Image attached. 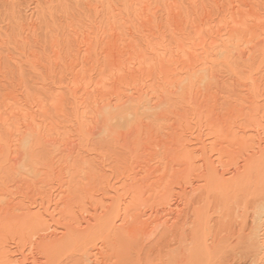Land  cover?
Segmentation results:
<instances>
[{"label": "bare ground", "instance_id": "1", "mask_svg": "<svg viewBox=\"0 0 264 264\" xmlns=\"http://www.w3.org/2000/svg\"><path fill=\"white\" fill-rule=\"evenodd\" d=\"M100 1L0 93V264H264V0Z\"/></svg>", "mask_w": 264, "mask_h": 264}, {"label": "rangeland", "instance_id": "2", "mask_svg": "<svg viewBox=\"0 0 264 264\" xmlns=\"http://www.w3.org/2000/svg\"><path fill=\"white\" fill-rule=\"evenodd\" d=\"M49 1H51V0H48V1H45V0H0V37H1L0 43L3 41L2 42L3 46H1L2 44L0 45V47H1L0 48V53H1L0 57L2 58L1 63L4 64V66L1 64L0 93H3V91H5L4 90L5 87H6V89L8 87L10 89H12V88L16 87V85H18L17 83L20 84L23 82L24 83L23 86H26V90H28V92L26 91L27 93H29L31 95H36V94L41 95L44 93L43 96L47 95L48 94L47 88L55 87L52 84V79L50 76L51 73L48 72L47 69H44V71H43V69H41V71L38 70L39 72L34 71L30 66H28V64H26L25 57H23V58L20 57V58H22V60L20 58H18L19 57L18 52L23 48L24 49L26 48L25 50H28V52H32L33 51L32 49H34V52H36V53L38 52L40 54V57H43L42 61H44L45 59L47 60V57H49L51 54L50 53L51 52L50 47L52 46V44L55 41L58 40V45H59V47H62L61 48L62 52L64 51L63 57H65L64 55H66V51H67L66 47H68L69 43L71 42V39L68 38L69 37V35H68V31H69L68 24L71 23L77 28L83 27V24H87V23L89 24V21L94 22V20H96V21L98 20V22H100L101 20L104 19L105 15L107 13L105 11L109 12V10L106 9L107 7H103L100 9L103 12L100 11L97 15V14H93V10L91 8H88L89 2H91V1L92 2H94V1L99 2L100 0H87V1L86 0H62V1L61 0H57V1L52 0L51 3ZM102 1L106 2V0H101L100 2H102ZM112 1L115 4H117L118 2L121 3L120 2L121 0H116V1L112 0ZM183 1L179 0L178 2H180V3L182 2L181 4L184 5L183 8H185L188 3H187V0L186 1L183 0ZM200 1L202 2L203 0H200ZM208 1L209 0H204V2H207L204 4L205 5L207 4L206 6L210 7L211 2H208ZM185 2H186V4H185ZM119 3L117 5H119ZM208 3H210V5ZM121 5H122V3L119 5V8L122 9L124 6H121ZM51 9H52V11H51ZM188 9H189V7L187 6L186 9H183V12H185V10L187 11ZM41 10H42V12H40ZM48 10H50V11H48ZM122 10L126 11V9H122ZM45 11L49 12V13H46ZM188 11H191V10L189 9ZM160 14H159V16L161 18L160 20L162 21L163 13L161 15ZM29 15H30V18L32 16L33 17L38 16L35 20L36 22L40 23V24L37 23V26H36L38 31L36 30V32H34L33 34H29V36H27V37L24 35L22 37V39L24 37H26L27 39H25V40H27V41L25 42V44L23 41H22L23 44L20 41L22 44V45H20L17 42L19 41V38L21 40V36H22V34H24L21 24L26 23V20L29 18L28 17ZM24 16H26V17H24ZM101 18H103V19H101ZM22 21H24V22H22ZM163 22H164L163 24L166 23V21H164V19H163ZM20 31H22V32L20 33ZM66 33H67V35H66ZM31 35H32V37H30ZM33 35H35V36H33ZM4 40H9V41L5 42ZM9 42H10V44H9ZM17 44H18V46H17ZM21 46H22V48H21ZM15 50H17V51H15ZM12 53H13V56H15L16 58L23 61L22 65L20 64L21 61L20 62H14L12 60L11 61L9 60V56L12 55ZM44 57H45V59H44ZM102 63H104V62H102ZM18 65L20 68L18 67ZM22 68H23V70H22ZM31 70H33V71H31ZM60 71L61 70L58 69L57 73ZM41 73H45V74H41ZM52 75L54 77L57 76L54 74H52ZM40 78L41 79L44 78V80L43 79L41 80ZM20 79H21V81L22 80L23 81L19 82L18 80H20ZM1 80H3V81H1ZM43 83L48 84L47 88H45V89L43 88V85H42ZM49 83H50V85H49ZM12 84L14 85V87L12 86ZM1 90H2V92H1ZM46 90H47V92H46ZM35 91H37L38 93Z\"/></svg>", "mask_w": 264, "mask_h": 264}]
</instances>
